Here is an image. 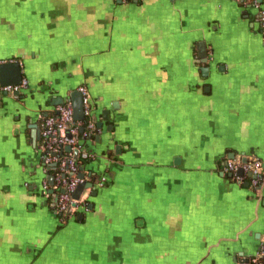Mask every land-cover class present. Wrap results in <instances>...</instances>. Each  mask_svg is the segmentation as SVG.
<instances>
[{"label":"crops","instance_id":"1","mask_svg":"<svg viewBox=\"0 0 264 264\" xmlns=\"http://www.w3.org/2000/svg\"><path fill=\"white\" fill-rule=\"evenodd\" d=\"M260 8L0 0V60L17 61L28 86L0 95V264H251L264 250V188L222 164L233 153L264 168ZM80 85L101 125L81 166L93 189L61 219L39 194L56 170L40 163V123Z\"/></svg>","mask_w":264,"mask_h":264},{"label":"built area","instance_id":"2","mask_svg":"<svg viewBox=\"0 0 264 264\" xmlns=\"http://www.w3.org/2000/svg\"><path fill=\"white\" fill-rule=\"evenodd\" d=\"M122 3L140 2L142 0H119ZM255 7H259L254 3ZM260 35L264 42V8L259 9ZM5 63H17L14 60H0V65ZM27 81L22 80L19 85L3 86L0 84V95H11L27 88ZM76 91L81 96L84 119L75 121L73 119V109L70 101L54 107L52 114L41 118L40 138L42 141L40 163L43 167L51 164L56 165V173L53 174V185L50 186L46 177L42 178L39 185L40 197L50 205L51 196L55 195L56 201L52 208L54 213L63 217L74 215L79 209L84 208L85 201L80 196L78 200L72 195L76 187L82 182L78 178L79 168L77 156L84 153V148L79 143V133L83 137L88 133L98 135L100 130L95 127L91 118L94 112V104L88 89L80 85ZM82 128V131H80ZM86 131V132H85ZM70 147L69 152H65L64 147ZM63 152L66 154L63 155ZM246 156H236L227 159L222 164V173L228 175L237 184L247 182L252 190L261 191L264 188V168L262 163L254 158L247 157V161L242 163V158ZM104 179L99 183L102 185ZM52 191V192H51ZM251 264H264V250H260L252 259Z\"/></svg>","mask_w":264,"mask_h":264},{"label":"water","instance_id":"3","mask_svg":"<svg viewBox=\"0 0 264 264\" xmlns=\"http://www.w3.org/2000/svg\"><path fill=\"white\" fill-rule=\"evenodd\" d=\"M259 3H261L262 0H257ZM198 58L199 60H201L202 63H206V53H205V46L204 44H198ZM22 72L20 69V66L18 65V63H5L0 65V84L3 86H15V85H19L22 81ZM19 92H14L13 93V97L18 95ZM4 96H7V94H3ZM71 102L72 104V109H73V119L75 121H82L84 119V115H83V107H82V102H81V96L77 91H72L70 93V100H68ZM67 100L64 101L62 98H58L57 101L53 102L52 105L53 107L63 104L64 102H68ZM103 117L104 120L108 119L109 116V112L107 110L103 111ZM92 122L95 124L96 128H100L101 125L100 123H96V121L94 120V118L92 119ZM80 131H82V128H80ZM39 138V132H35V134L32 136V140L35 143L36 139ZM65 152H69L70 151V147L66 146L63 149ZM85 157V156H84ZM229 159H233L234 158V154L231 153L230 156H228ZM247 161V156L242 158V163H245ZM48 171L49 170H54L56 168L55 164H51L45 167ZM78 178L80 180H82L81 183L78 184V186L75 189V192L73 193L72 197L75 200H78L80 198V196L82 195L83 191L86 189H93V186L91 183H86L84 181V174H83V169L80 167L79 168V174H78ZM46 179L48 181V184L50 186L53 185V176L52 175H47ZM52 192V191H51ZM95 191L93 190L91 192V195L94 196L95 195ZM56 201V198L53 199V202L50 204V206L53 208L54 207V203ZM60 216V215H59ZM246 264H248V260L245 261Z\"/></svg>","mask_w":264,"mask_h":264},{"label":"trees","instance_id":"4","mask_svg":"<svg viewBox=\"0 0 264 264\" xmlns=\"http://www.w3.org/2000/svg\"><path fill=\"white\" fill-rule=\"evenodd\" d=\"M50 114H52V113H49V114H47L46 116H48V115H50ZM86 132V131H85ZM87 133V135L85 136V137H83V134L82 133H79V136H78V138H79V143L82 145V147L84 148V151H86V149H87V146H88V142L90 141H92V140H94L95 139V134H93V133H88V132H86ZM89 142V143H90ZM66 153L65 152H63V155H65ZM88 156H85L84 157V155H83V153H80L78 156H77V164H78V168L79 167H81L82 165H83V163H85V162H87L88 161ZM56 173V170L55 171H53L52 172V174H55ZM55 198V195L54 196H51V201H50V203L51 202H53V199ZM67 217H63V219H66Z\"/></svg>","mask_w":264,"mask_h":264},{"label":"rangeland","instance_id":"5","mask_svg":"<svg viewBox=\"0 0 264 264\" xmlns=\"http://www.w3.org/2000/svg\"><path fill=\"white\" fill-rule=\"evenodd\" d=\"M146 249V248H145ZM138 252H140L142 254L143 257L146 256V252H143L142 249L139 250ZM132 264H146V260L138 261V259H136L135 261L132 262Z\"/></svg>","mask_w":264,"mask_h":264}]
</instances>
